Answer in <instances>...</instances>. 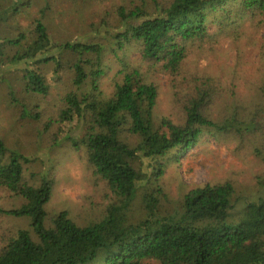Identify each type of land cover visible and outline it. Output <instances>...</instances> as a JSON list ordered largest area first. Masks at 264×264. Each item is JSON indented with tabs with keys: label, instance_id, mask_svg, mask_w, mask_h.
<instances>
[{
	"label": "trees",
	"instance_id": "trees-1",
	"mask_svg": "<svg viewBox=\"0 0 264 264\" xmlns=\"http://www.w3.org/2000/svg\"><path fill=\"white\" fill-rule=\"evenodd\" d=\"M134 3L110 8L114 24L105 17L90 24L100 34L98 39L74 36L53 41L38 19L32 30L2 39L19 48L6 62L0 58V66L21 65L26 91L46 96L61 76H69L71 85L54 98L43 129L49 130L53 121L56 127L50 144L64 138L76 150L83 146L93 175L115 201L99 221L83 226L64 210L48 217L44 207L51 196V180L43 176L37 185L29 183L24 164L31 158L0 140V192L20 198L16 207L0 206V214L29 221L28 227L1 235L0 264H264V251L254 241L256 232L264 229L260 214L264 194L248 202L244 222L203 227L184 223L225 215L235 202L230 181L187 190L178 217L159 214L153 193L145 195L144 218L127 222L125 215L140 185L156 182L159 186L164 172L161 160L170 151L184 152L204 134H221L243 144L259 132L262 143L253 152L264 163V32L258 47L262 66L253 88L260 101L247 113H242L241 101L234 98L231 82L191 66L199 50L214 48L222 37L244 38L240 45L250 44L256 31H264V0ZM16 6L11 4L10 9ZM1 8L0 3V20L4 18ZM245 20L251 21L250 28L239 30ZM108 50L116 68L111 90L104 95L100 79L108 67ZM129 52L135 54L132 59ZM158 75L166 78L172 91L174 117L155 116L159 93L152 79ZM23 113L41 117L24 108ZM131 137L135 138L132 143L127 141ZM259 179L264 189V176Z\"/></svg>",
	"mask_w": 264,
	"mask_h": 264
},
{
	"label": "rangeland",
	"instance_id": "rangeland-1",
	"mask_svg": "<svg viewBox=\"0 0 264 264\" xmlns=\"http://www.w3.org/2000/svg\"><path fill=\"white\" fill-rule=\"evenodd\" d=\"M14 1L17 3H13ZM0 3L1 15L4 17L0 20V58L6 62L19 47H11L5 40L2 42V39L15 38L32 30L37 19L46 25L53 41L74 36L98 39L100 34H95L90 24H97L102 17L114 24L116 18L114 13H110V8L137 2L79 0L77 4L73 0H0ZM11 4L17 5L16 8L10 9ZM104 7L107 12L102 11ZM153 9V5L148 7L149 12ZM239 24L238 29L243 30L250 28L251 21L245 20ZM263 32L256 31L253 41L245 46L240 45L244 38L234 41L230 35L227 38L222 37L214 48L206 52L204 49L199 50L191 59L192 67L220 75L232 83L234 98L240 100L244 107L242 113L251 111L252 106L260 101L253 88L262 66L258 47L263 40ZM129 56L132 59L135 54L129 52ZM115 61L112 52L106 51L105 62L108 67L104 69L100 79V88L104 95L108 94L112 87ZM19 67L21 65L18 64L0 66V140L8 148L31 158L24 164L25 178L29 183L37 185L43 176L51 180V196L44 207L48 217L64 210L68 217L80 226L99 221L107 206L115 201V197L105 184L93 175L83 146L76 150L64 138H59L52 145L51 132L55 130L56 123L51 121L49 130H44L42 126L48 119L49 108L56 95L71 85L69 76H61L59 82L50 86L49 94L44 96L25 90ZM235 74L238 76L234 77ZM152 80L159 93L154 108L155 116L174 117L172 91L166 78L158 75ZM12 99H17L18 102L14 103ZM23 108L32 115L39 114L40 119L25 115ZM218 110L216 106L215 111ZM75 133L77 134V131ZM261 136L259 132L254 133L250 135V142L241 144L221 134L208 133L179 155L170 151L161 160L164 163V172L158 180L160 187L156 182H145L138 187L136 196L125 209L127 222H136L146 216L145 195L148 193H153L156 197L159 214L178 217L183 210L182 196L187 190L207 182L214 184L224 181H230L234 187L235 202L232 208L227 210L225 215L222 213L216 217L201 216L184 220V223L203 227L219 226L222 222H244L248 202L255 201L264 194L262 181L259 179L264 176V163L259 161L253 152L255 146L261 145ZM134 140L132 137L127 138L130 143ZM19 202L20 198L0 192L1 207H16ZM260 214L264 215V206H261ZM28 222L27 217L17 218L0 214V237L6 231L12 232L15 228L26 227ZM254 241L264 251V229L256 232Z\"/></svg>",
	"mask_w": 264,
	"mask_h": 264
}]
</instances>
